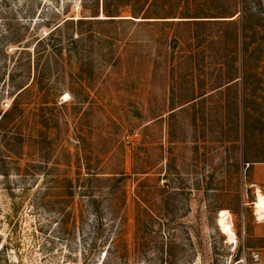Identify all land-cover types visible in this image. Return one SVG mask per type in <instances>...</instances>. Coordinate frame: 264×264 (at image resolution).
<instances>
[{"label": "rangeland", "instance_id": "1", "mask_svg": "<svg viewBox=\"0 0 264 264\" xmlns=\"http://www.w3.org/2000/svg\"><path fill=\"white\" fill-rule=\"evenodd\" d=\"M94 1L0 0V264H264V15L246 52L237 0H100L39 43Z\"/></svg>", "mask_w": 264, "mask_h": 264}, {"label": "trees", "instance_id": "2", "mask_svg": "<svg viewBox=\"0 0 264 264\" xmlns=\"http://www.w3.org/2000/svg\"><path fill=\"white\" fill-rule=\"evenodd\" d=\"M237 1H238L237 3H239V5H240V10L236 11V13H235L236 15L230 17L233 20H231L229 22L235 21V19H237L236 18L237 15H239L238 17L241 18L242 38H243V41L245 40L246 43L248 44L245 51L249 52L251 49L250 47L252 45H256V43H257V42H255L256 38H255V41H252V37L250 36V35H252V32L256 33L257 27L254 26L251 22H248V19L252 18L254 16V14H261L263 17V15H264V0H257L256 5H251V3L254 0H237ZM94 2L93 3L95 5L93 6V8H87L86 6H83L84 10L86 9L87 11L88 10L91 11V16H82V18H80L78 20H67L60 26L56 25L55 29L52 32H50L45 38L41 39V41L39 43H41L42 41L43 42L47 41L51 45V47H49V48H53V45L51 44V42H57V39L55 37L57 36V34H59L62 31V29H61L62 26L66 27L67 25H70V24H73V25L74 24L75 25L88 24V23H91L92 21H96V20H91V18L100 17V16H98V12L94 11V8L99 6L100 0H95ZM101 2L103 3V11L108 17H120L119 14L121 13L122 8L123 7L125 8L127 6L125 4V1H123V0L117 2L115 5H112V3L108 2L107 0H101ZM126 2L130 3V6H132V4H133L135 6H140V7L142 6L143 7L144 4L146 3V0H126ZM142 11H145V10H142ZM255 11H257V12L255 13ZM132 14L138 15L135 12H133ZM98 21H100V20H98ZM110 21H115V20H110ZM253 37H256V35L253 34ZM261 40H264V37L258 41H261ZM23 88H21L19 90V91L22 90L21 93H23L26 90V89L24 90ZM15 101L16 100H14V102ZM16 104H18V103H15L13 105V107H11L12 108L11 111L9 109V111H7L0 120V137H1L0 141L3 143L7 142L10 139V135L7 134V130L5 127L6 121L9 125L12 123V126H15V124L13 123V120H11V122H9L8 118L10 117L11 112L15 110L14 108H15Z\"/></svg>", "mask_w": 264, "mask_h": 264}, {"label": "bare ground", "instance_id": "3", "mask_svg": "<svg viewBox=\"0 0 264 264\" xmlns=\"http://www.w3.org/2000/svg\"><path fill=\"white\" fill-rule=\"evenodd\" d=\"M256 208H258L259 213L260 212L262 213V211H264V197L263 196H259L258 202L256 203ZM226 216H227L226 212L223 211L221 214V218H222L221 224L224 226V229L227 231V233H229L230 235H233L231 226H225V222H226L225 217Z\"/></svg>", "mask_w": 264, "mask_h": 264}, {"label": "crops", "instance_id": "4", "mask_svg": "<svg viewBox=\"0 0 264 264\" xmlns=\"http://www.w3.org/2000/svg\"><path fill=\"white\" fill-rule=\"evenodd\" d=\"M253 171H255V172H253V175H254V178L256 179V183H260L262 180V178H264V175H263V170H262V168H253Z\"/></svg>", "mask_w": 264, "mask_h": 264}]
</instances>
